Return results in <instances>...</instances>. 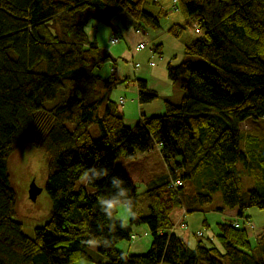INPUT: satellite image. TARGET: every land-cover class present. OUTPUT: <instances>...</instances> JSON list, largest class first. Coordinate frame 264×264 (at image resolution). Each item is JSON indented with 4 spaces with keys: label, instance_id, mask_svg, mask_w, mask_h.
<instances>
[{
    "label": "trees",
    "instance_id": "1",
    "mask_svg": "<svg viewBox=\"0 0 264 264\" xmlns=\"http://www.w3.org/2000/svg\"><path fill=\"white\" fill-rule=\"evenodd\" d=\"M144 7V0H0V264L91 261L87 241L93 239L103 264H264V228L250 243L246 230L228 221L216 225L217 246L199 241L192 249L179 236L163 233L172 227L175 210L199 211L216 193V212L248 219L244 207L264 211V150L251 147L256 138L239 130L247 119L264 120V0H175L169 11L192 19L198 34L184 45L183 55L208 67L188 60L167 65L180 98L163 100V114L143 117L130 129L109 98L124 81L114 78L112 57L84 27L126 14L137 30L138 24L160 29L166 11L152 14ZM110 28L109 39H119ZM166 32L178 39L184 27L173 24ZM105 63L112 65L107 76L99 72ZM134 83L139 104L158 98L144 81ZM93 124L97 139L89 132ZM25 144L44 155L43 189L51 206L48 221L31 238L13 220L16 194L8 171V158ZM155 145L168 177L144 192L148 214L130 217L127 226L115 211L109 219L97 200L114 192L111 176L124 181L135 209L137 185L152 180L137 154ZM90 167L107 168L109 175L76 189ZM244 175L250 189H243ZM169 178L181 186L168 189ZM140 224L151 237L148 250L118 252L119 242L135 237L130 226Z\"/></svg>",
    "mask_w": 264,
    "mask_h": 264
},
{
    "label": "crops",
    "instance_id": "2",
    "mask_svg": "<svg viewBox=\"0 0 264 264\" xmlns=\"http://www.w3.org/2000/svg\"><path fill=\"white\" fill-rule=\"evenodd\" d=\"M174 0H167V2H163V6H159L158 10H163L164 12L167 9H171L172 2ZM157 3V2H155ZM165 5V6H164ZM164 7V8H163ZM157 10V11H158ZM178 11H173L171 17L173 19L168 26H161L158 30H151L146 28L147 33L144 34L141 29H136L133 31L132 29H117V36L120 39V42L116 45H109L108 39L110 35L113 33L112 30L106 38L98 37L97 30L98 28L94 26V29H89L87 34L90 40L95 41L96 45L101 49L107 51V53L112 57L113 60V76L116 80L124 81L122 84L118 85L114 89L109 92V98L111 101L117 103L120 108L123 123L127 128H133L141 118L161 115L164 112L163 108V100H168L171 102H176L180 98V90L173 86L172 83L168 80L166 75V67L167 65L173 66L177 62L184 61L183 57V47L184 44L181 42L177 44L180 38L176 39L171 37L167 32V28L173 24H179L177 19ZM164 16L166 15L163 14ZM162 15V16H163ZM117 19V17H115ZM177 19V21L175 20ZM186 22L187 20L184 19ZM187 23V22H186ZM180 25V24H179ZM171 38V39H170ZM174 40V41H171ZM163 43H167L166 45L175 51L182 52V55L179 53L172 54L171 56H162L158 62L151 64L154 59V54L158 53V55H162L163 52ZM151 44V52L146 53V57H143V51H145L147 44ZM177 44V45H176ZM139 45H142V48H138ZM115 46H120L121 48L118 50L117 54H112V49ZM174 59V60H173ZM146 62V63H145ZM116 64L119 67V73L116 76ZM117 73V72H116ZM135 80H141L145 82L147 89L154 91L157 94V99L147 103V104H139L137 99V88L134 83ZM123 100V104H119V101ZM240 130V129H239ZM241 131V130H240ZM137 157L143 158L146 167L151 173L152 169H156V167L160 170L163 169V176L161 180L168 177L166 166L160 156L159 147L154 146V148L148 152L137 154ZM152 176V173H151ZM153 178V176H152ZM160 181V180H159ZM147 190V187L144 188V192ZM209 213V218H206L203 215L202 226L204 228H211V223L214 222L215 226L218 224H223L231 219L235 218V212L224 211L222 213L216 212L215 210L207 209ZM135 217L140 215L139 211H136V206L134 209ZM129 217H132L129 215ZM180 217L181 210H175L171 214L172 227L163 231L165 234H175L182 238L189 248H194L197 242H201L203 245H214L217 246L215 240V234L211 233L210 230L205 232H200V229L196 226L195 219H190L191 221H186V216L184 219L186 228L182 229L180 227ZM213 217V219H211ZM247 217V216H246ZM127 219V218H126ZM122 221V220H121ZM128 221V220H126ZM124 226L128 225V222L122 221ZM194 223V224H193ZM191 225V226H190ZM264 225V223H263ZM261 225L259 227L264 226ZM130 231L133 236H135L131 241H122L118 243L115 248L118 252L124 255H141L144 254L150 245L151 237L148 231V228L145 225H139L137 227L130 226ZM200 232L201 236H196V233ZM183 236V237H182ZM249 238V242L251 243L253 239L256 237L255 235H247ZM127 242V243H126ZM89 244L88 249H93L97 252L99 246L90 247ZM101 261L104 259H101Z\"/></svg>",
    "mask_w": 264,
    "mask_h": 264
},
{
    "label": "rangeland",
    "instance_id": "3",
    "mask_svg": "<svg viewBox=\"0 0 264 264\" xmlns=\"http://www.w3.org/2000/svg\"><path fill=\"white\" fill-rule=\"evenodd\" d=\"M157 2V3H155ZM163 2H167V0H144L145 3V10L156 14L158 7L163 6ZM165 6V5H164ZM164 8V7H163ZM173 11H169V9L166 10V15L160 17L159 21L161 26L169 25L171 24L170 19H173L171 17ZM177 19L181 26L184 27V32L181 36V39L176 42L177 44H180L183 42L184 44L189 43L192 39H194L196 36H198L197 33H195V26L193 23V20L185 16L181 11L178 10L177 12ZM177 19H175L177 21ZM187 20L186 22L184 21ZM139 28L143 31L144 34L147 33V30L145 27H143L141 24H138ZM98 30V37L106 38L109 33L111 32V27H114L116 30L119 29H132L133 31H136L137 24L133 20H131L126 14H122L117 16L116 18H113L110 20L109 23H98L95 25ZM88 32V31H87ZM171 39V38H170ZM174 41V40H171ZM118 44V43H117ZM167 44V43H166ZM165 43L162 42L163 45V52L162 55H158V53L154 54V59L152 60L151 64L158 62L162 58V56H171L172 54L179 53L182 55V52L173 51L171 50ZM176 44V45H177ZM116 45V44H115ZM120 46H115V48L112 49V54H117L118 50L120 49ZM151 52V44L148 43L146 46L145 51H143V57H146V53ZM184 61H190L191 63L202 67L207 68L208 64L197 57H190V56H184ZM174 60V59H173ZM183 62V61H182ZM146 63V62H145ZM180 62L175 63L173 66L178 65ZM116 64V72L115 75L119 73V67ZM110 63H105L102 68L99 70L100 74L103 76H107L109 74ZM113 67V66H112ZM239 129L243 133V135H249L251 137L256 138V142L251 143V147H258L259 149L264 150V120H258V119H247L246 121L242 122L239 125ZM90 135L93 139H97L99 136L98 128L96 124H93L89 128ZM247 146L244 144L243 147ZM122 159H118L116 161V165H121ZM236 167L238 170H243V167L241 164H236ZM8 171L10 176V184L15 191L16 194V216L13 218L14 221L21 224V232L28 238H31L33 235V230L35 228L42 227L47 221H48V215L50 212V202L48 201V198L45 194V191L43 189L47 168H46V161L44 158V155L39 150H36L32 146L25 144L17 148L8 158ZM152 180L148 184H138L136 187V211L140 212V216H145L148 214V202L144 195V188H150L152 185L157 184L159 180H161V177L163 176V169L160 170L156 167V169H152ZM248 176L244 175L242 177V186L243 189H250L251 188V181L248 180ZM33 183L34 186L38 189H40V193L36 196L34 201H31L28 197V188L29 185ZM84 181L80 180L75 184V188L77 189L79 186L83 185ZM220 194L216 193L214 194L212 203L202 206L199 211H193L186 214V221L187 224L190 222V219H195L197 226L200 229V232H205L207 230H210L211 233H216V226L214 222L211 223V228H204L202 226V220L203 215L206 218H209L208 216V208L210 210H215L217 206L220 204ZM243 215L247 216L252 226L255 228L254 231L252 230H246L247 235H255L259 236L263 232V227H259L263 225L264 223V211L258 210L255 207H249L246 206L243 208ZM114 216L118 220H124L125 222H128L126 220H129V214L126 210L122 208H117L115 210ZM127 218V219H126ZM213 219V217L211 218ZM234 219V218H233ZM231 219L230 222L233 220ZM194 224V223H193ZM142 225V224H140ZM132 227H137L139 225H131ZM191 226V225H190ZM264 226V225H263ZM183 237V236H182ZM255 239H253V242ZM122 242V241H121ZM119 242V243H121ZM127 243V242H126ZM99 246V244L92 245L91 248ZM92 253L93 260L91 261H80L78 264H103L106 262V259L104 258L103 261L98 260L99 254H97L96 251L93 249H90Z\"/></svg>",
    "mask_w": 264,
    "mask_h": 264
},
{
    "label": "clouds",
    "instance_id": "4",
    "mask_svg": "<svg viewBox=\"0 0 264 264\" xmlns=\"http://www.w3.org/2000/svg\"><path fill=\"white\" fill-rule=\"evenodd\" d=\"M96 21L91 20L87 25H85L84 30L94 29ZM109 175V170L104 167H90L82 173V180L87 183H93L96 180L103 179ZM110 184L114 192L110 196H100L98 197L97 203L100 210L110 219L113 216L114 211L117 208H122L127 211V213L135 217L134 212V200L129 195V189L124 186V181L118 175H112L110 178ZM87 243L95 245L99 243L96 240H89ZM104 245L108 246L110 241L104 240ZM123 258V257H122Z\"/></svg>",
    "mask_w": 264,
    "mask_h": 264
},
{
    "label": "built area",
    "instance_id": "5",
    "mask_svg": "<svg viewBox=\"0 0 264 264\" xmlns=\"http://www.w3.org/2000/svg\"><path fill=\"white\" fill-rule=\"evenodd\" d=\"M172 4L174 5L175 4V0L172 2ZM173 8V7H172ZM117 43H119V39L117 38V37H115V36H112L110 39H109V44L110 45H115V44H117ZM138 48H142V45H139V47ZM119 104H123V100H120L119 101ZM181 186V181L180 180H178V179H171V178H169L168 179V183H167V188L168 189H171V190H175L176 188H178V187H180ZM180 210H181V217H180V227L183 229H185L186 228V226H185V222H184V219H185V216H186V210L183 208V207H181L180 208ZM230 224L233 226V227H235V228H244L245 230H252V231H254L255 230V228L252 226V224L250 223V221H249V219H246V218H241V219H239V218H234L231 222H230ZM196 236H201V233L200 232H198V233H196ZM134 238V237H133Z\"/></svg>",
    "mask_w": 264,
    "mask_h": 264
},
{
    "label": "water",
    "instance_id": "6",
    "mask_svg": "<svg viewBox=\"0 0 264 264\" xmlns=\"http://www.w3.org/2000/svg\"><path fill=\"white\" fill-rule=\"evenodd\" d=\"M40 193V189L36 188L33 183L29 185L28 197L31 201H34L36 196Z\"/></svg>",
    "mask_w": 264,
    "mask_h": 264
}]
</instances>
